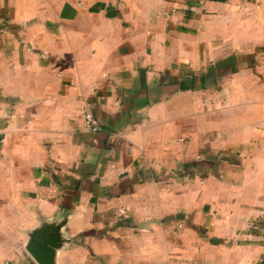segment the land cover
Listing matches in <instances>:
<instances>
[{"label": "crops", "instance_id": "1", "mask_svg": "<svg viewBox=\"0 0 264 264\" xmlns=\"http://www.w3.org/2000/svg\"><path fill=\"white\" fill-rule=\"evenodd\" d=\"M261 210L264 0H0V264H264Z\"/></svg>", "mask_w": 264, "mask_h": 264}, {"label": "water", "instance_id": "2", "mask_svg": "<svg viewBox=\"0 0 264 264\" xmlns=\"http://www.w3.org/2000/svg\"><path fill=\"white\" fill-rule=\"evenodd\" d=\"M57 241V234L47 237L41 233H34L31 235L27 250L37 264H53V253Z\"/></svg>", "mask_w": 264, "mask_h": 264}, {"label": "built area", "instance_id": "3", "mask_svg": "<svg viewBox=\"0 0 264 264\" xmlns=\"http://www.w3.org/2000/svg\"><path fill=\"white\" fill-rule=\"evenodd\" d=\"M83 126L85 129L96 132L100 129L98 120L93 116L90 111H85L83 114ZM253 226H264V210H261L260 218L256 219Z\"/></svg>", "mask_w": 264, "mask_h": 264}]
</instances>
